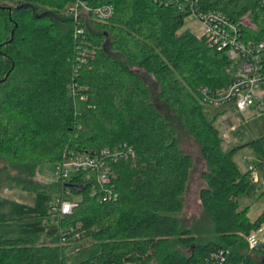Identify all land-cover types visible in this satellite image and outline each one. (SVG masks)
<instances>
[{"label": "trees", "instance_id": "1", "mask_svg": "<svg viewBox=\"0 0 264 264\" xmlns=\"http://www.w3.org/2000/svg\"><path fill=\"white\" fill-rule=\"evenodd\" d=\"M201 1L206 10L247 17L246 38L264 41L260 0ZM75 2L0 0V158L23 167L15 170L28 178L0 176V186L8 183L0 192L19 187L78 198L71 214L46 215L60 221L55 237L6 239L0 232V264H64L66 249L87 237L101 251L78 264H264V247L247 241L264 226V212L252 221L249 208L241 209L254 185L252 171L235 160L248 146L264 164L263 139L224 150L203 97L204 89L216 93L234 80L227 53L183 31V16L158 0H93L114 7L107 20H75L67 12ZM135 68L153 77L160 100L201 145L200 201L215 233L207 243L182 229L178 217L193 159ZM102 150L119 154L116 161L105 156L103 184L79 173L68 183L58 179L53 193L32 180L40 164L57 166L71 152ZM175 241L187 253L174 249Z\"/></svg>", "mask_w": 264, "mask_h": 264}, {"label": "rangeland", "instance_id": "2", "mask_svg": "<svg viewBox=\"0 0 264 264\" xmlns=\"http://www.w3.org/2000/svg\"><path fill=\"white\" fill-rule=\"evenodd\" d=\"M86 19H89L88 16ZM183 31H189L196 36L203 34L202 27L193 21H186ZM237 66L238 63H235L236 68ZM135 70L148 85L159 111L175 125L181 147L193 159V168L184 196V209L178 217L182 229L191 230L200 243H207L215 238V233L213 224L200 201V191L205 185L203 172L206 170L201 145L160 100V88L153 77L137 68ZM258 97L261 101L259 102L257 99L250 101L245 112H239L234 103L208 105L207 114L215 119V125L223 138L224 150L230 151L260 138L263 139L264 144V112L259 109V105L264 107V86L261 87ZM235 160L244 172L248 171L251 166L254 168L252 171L254 187L240 199V206L241 209L248 207L250 219L256 221L264 212V164H262V158L251 147L246 146L239 149ZM16 166L17 164L13 165L0 158V176L5 177L9 174L11 177H15L20 175L21 178L27 180L25 174L15 170ZM56 171V165L40 164L36 168L32 180L41 186L51 188L54 193L58 190L55 186L58 181ZM5 181L7 182L6 179H3L2 185L8 184ZM54 199L55 196L52 193L24 191L19 187H11L0 192L1 234L6 239L21 238L34 233L50 237L57 236L60 233V221L47 219L46 216L50 213L49 202ZM63 199L78 201V198L70 193L65 194ZM37 216L42 217L36 218ZM259 238L264 240V226L259 231ZM173 247L187 253L176 241L173 243ZM100 251L101 245L97 244L93 237H87L66 249L67 258L64 264H78L96 256Z\"/></svg>", "mask_w": 264, "mask_h": 264}, {"label": "built area", "instance_id": "3", "mask_svg": "<svg viewBox=\"0 0 264 264\" xmlns=\"http://www.w3.org/2000/svg\"><path fill=\"white\" fill-rule=\"evenodd\" d=\"M93 0H76L68 7V14L78 20L82 15H93L102 20H107L114 14L112 5L94 6ZM161 5L173 8L186 21L198 23L208 44L212 48L225 51L233 62L238 63L237 74L232 83L216 93L203 90L204 101L207 105H223L234 103L239 112H245L250 101L261 99L258 93L264 86V41H257L246 38L245 26L249 25L247 17L233 19L218 10H206L203 8L201 0H158ZM260 5L264 7V0H260ZM259 109L264 112V107L259 105ZM111 155L116 161L119 156L115 151L110 154L108 150L100 152H71L62 162L57 165L56 175L63 183H68L75 174L83 173L87 182L94 180L103 184L108 180L109 167L105 156ZM251 166L249 170L253 171ZM87 184V183H85ZM108 195L111 197L112 193ZM50 212L58 216L71 214L76 206L74 201L64 199H54L49 202ZM55 217V215H54ZM260 231V230H259ZM259 231L250 234L247 241L250 248L259 246L264 240L259 238Z\"/></svg>", "mask_w": 264, "mask_h": 264}, {"label": "water", "instance_id": "4", "mask_svg": "<svg viewBox=\"0 0 264 264\" xmlns=\"http://www.w3.org/2000/svg\"><path fill=\"white\" fill-rule=\"evenodd\" d=\"M67 188L70 189V190H74V191H78V192H83L84 188L81 187V186H77V185H67ZM264 247V243H261L259 245V248H263Z\"/></svg>", "mask_w": 264, "mask_h": 264}]
</instances>
